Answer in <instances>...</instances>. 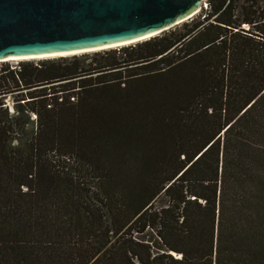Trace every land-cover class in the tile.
I'll return each mask as SVG.
<instances>
[{
  "label": "trees",
  "instance_id": "1",
  "mask_svg": "<svg viewBox=\"0 0 264 264\" xmlns=\"http://www.w3.org/2000/svg\"><path fill=\"white\" fill-rule=\"evenodd\" d=\"M207 4L0 67V264H264V0Z\"/></svg>",
  "mask_w": 264,
  "mask_h": 264
},
{
  "label": "water",
  "instance_id": "2",
  "mask_svg": "<svg viewBox=\"0 0 264 264\" xmlns=\"http://www.w3.org/2000/svg\"><path fill=\"white\" fill-rule=\"evenodd\" d=\"M207 1L0 0V62L139 43L192 19Z\"/></svg>",
  "mask_w": 264,
  "mask_h": 264
},
{
  "label": "rangeland",
  "instance_id": "3",
  "mask_svg": "<svg viewBox=\"0 0 264 264\" xmlns=\"http://www.w3.org/2000/svg\"><path fill=\"white\" fill-rule=\"evenodd\" d=\"M203 8H204V6H203ZM201 10L202 9H200L199 11H197V13H196V15L195 16H193L192 17V19L193 18H195L196 16H198L199 14H200V12H201ZM192 19H189L187 22H189L190 20H192ZM185 21V22H186ZM184 23V22H183ZM182 23H180L179 25H181ZM179 25H177V26H179ZM143 42V41H142ZM135 43H137V42H135ZM135 43H132V44H135ZM140 43V42H139ZM131 45V44H130ZM127 46H129V45H127ZM124 47H126V46H116V47H113V48H108V49H102V50H98V51H93V52H85V53H79V54H77L76 56H79V55H83V54H88V56H92V54H95L96 52H101V51H110V50H113V49H120V48H124ZM72 56V54H70V55H66V56H62V57H71ZM73 56H75V55H73ZM72 56V57H73ZM61 56H53V57H45V58H41V59H39V58H34V59H28V60H23V59H20V60H9L8 62L7 61H5V62H0V67H3V66H5V65H9L10 67H16L17 65H19L21 62H23V63H26V62H34V63H37V62H40V61H43V60H48V59H59V58H62ZM7 102V104L10 106V109H11V112H13V103H12V101H11V99H9V100H7L6 101Z\"/></svg>",
  "mask_w": 264,
  "mask_h": 264
},
{
  "label": "bare ground",
  "instance_id": "4",
  "mask_svg": "<svg viewBox=\"0 0 264 264\" xmlns=\"http://www.w3.org/2000/svg\"><path fill=\"white\" fill-rule=\"evenodd\" d=\"M53 56H56V55H51V56H45V57H53ZM45 57H39V56H36V57H28V58H10V59H8L7 61H9V60H20V59H23V60H28V59H34V58H39V59H41V58H45Z\"/></svg>",
  "mask_w": 264,
  "mask_h": 264
},
{
  "label": "built area",
  "instance_id": "5",
  "mask_svg": "<svg viewBox=\"0 0 264 264\" xmlns=\"http://www.w3.org/2000/svg\"><path fill=\"white\" fill-rule=\"evenodd\" d=\"M203 6H204V9H206V8H208V4H207V2H205L204 4H203ZM203 8V7H202ZM201 8V9H202Z\"/></svg>",
  "mask_w": 264,
  "mask_h": 264
}]
</instances>
